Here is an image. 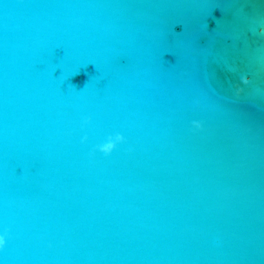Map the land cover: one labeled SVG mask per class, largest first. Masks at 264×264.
<instances>
[{
  "label": "water",
  "instance_id": "95a60500",
  "mask_svg": "<svg viewBox=\"0 0 264 264\" xmlns=\"http://www.w3.org/2000/svg\"><path fill=\"white\" fill-rule=\"evenodd\" d=\"M0 237V264H264V0H0Z\"/></svg>",
  "mask_w": 264,
  "mask_h": 264
},
{
  "label": "clouds",
  "instance_id": "9594fccd",
  "mask_svg": "<svg viewBox=\"0 0 264 264\" xmlns=\"http://www.w3.org/2000/svg\"><path fill=\"white\" fill-rule=\"evenodd\" d=\"M122 139H123L122 136H117L115 142L122 141ZM114 147H115V143L113 141H109L108 143L104 144L100 148V151L105 153V154H109L113 150ZM4 243H5V241H4L3 237H0V247H2L4 245Z\"/></svg>",
  "mask_w": 264,
  "mask_h": 264
}]
</instances>
